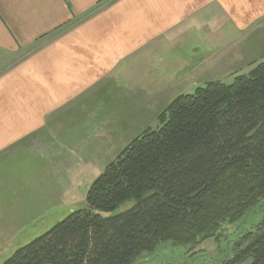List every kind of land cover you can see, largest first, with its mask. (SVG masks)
<instances>
[{"label": "crops", "instance_id": "0c3cea01", "mask_svg": "<svg viewBox=\"0 0 264 264\" xmlns=\"http://www.w3.org/2000/svg\"><path fill=\"white\" fill-rule=\"evenodd\" d=\"M263 58L264 0H0V197L38 171L77 184L175 95Z\"/></svg>", "mask_w": 264, "mask_h": 264}, {"label": "trees", "instance_id": "16d2710c", "mask_svg": "<svg viewBox=\"0 0 264 264\" xmlns=\"http://www.w3.org/2000/svg\"><path fill=\"white\" fill-rule=\"evenodd\" d=\"M157 122L92 180L86 207L1 264H132L166 242L192 251L264 202V58L175 96ZM210 264H264V211Z\"/></svg>", "mask_w": 264, "mask_h": 264}, {"label": "rangeland", "instance_id": "374dc122", "mask_svg": "<svg viewBox=\"0 0 264 264\" xmlns=\"http://www.w3.org/2000/svg\"><path fill=\"white\" fill-rule=\"evenodd\" d=\"M190 41L197 43L196 39ZM197 53L196 50L195 58L199 59ZM233 77H225L223 81L229 83L233 80ZM195 88L190 89L189 93L193 92ZM150 124V128L153 129L159 126L158 122L150 121ZM135 132L133 131L131 137H126L127 143L139 135ZM114 152L106 151L102 153L104 154L103 158L105 159L107 156H114L115 158L119 152ZM38 167L41 168L39 165ZM103 168L93 169V172L92 169L81 172V179L78 183H70V185L48 183L46 178L48 174L44 175L40 171L37 172L36 184L29 183L26 180V183L18 185L19 179L16 176V184L9 183V187L12 189L13 186H16V197L20 196V199L15 200L5 195L0 197V264L14 250L45 233L71 211L86 207L87 189L92 180L102 172ZM9 169L12 170L13 166L11 165ZM72 172L76 173V170L72 169L71 171V174L75 175ZM73 175L69 178L74 179L75 176ZM17 191L20 193H17ZM131 203L132 201L121 203L113 212L122 211L128 208ZM263 211L264 202L248 211L241 219L233 223H224L216 238L203 241L192 251L185 245H173L166 242L160 244L150 253L143 252L132 264H210L220 256L228 254V252L232 253L237 236L257 221L262 216ZM101 214H112V212H102Z\"/></svg>", "mask_w": 264, "mask_h": 264}]
</instances>
